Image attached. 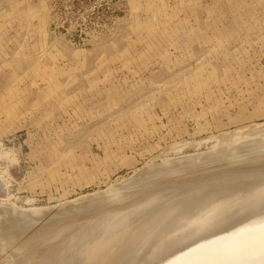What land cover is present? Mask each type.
<instances>
[{
  "label": "rangeland",
  "instance_id": "obj_1",
  "mask_svg": "<svg viewBox=\"0 0 264 264\" xmlns=\"http://www.w3.org/2000/svg\"><path fill=\"white\" fill-rule=\"evenodd\" d=\"M255 139L264 142V0H0V224L18 210L37 218L132 186L166 161L233 156ZM263 161L144 190L208 184ZM144 190L71 218L125 211ZM48 215L26 235L52 222ZM8 228L0 264L24 254L15 235L2 234Z\"/></svg>",
  "mask_w": 264,
  "mask_h": 264
},
{
  "label": "bare ground",
  "instance_id": "obj_2",
  "mask_svg": "<svg viewBox=\"0 0 264 264\" xmlns=\"http://www.w3.org/2000/svg\"><path fill=\"white\" fill-rule=\"evenodd\" d=\"M255 140H249L250 142L248 141V144L244 142L246 145H249L251 142V144L256 145L251 147L244 146L245 149L240 148L241 150L244 149L242 151L239 149L240 152L243 153H241V156H238L240 154H237L240 152H238L239 150L236 145L235 147L237 148H234L233 146L232 148L227 149L228 151L232 149L238 150H233L236 152V154H234L235 152L233 153V156L226 155L227 151L225 149L223 150L225 151V154L223 152L220 154L219 152L221 150L219 152L217 151L216 155L219 153L218 158L217 156L215 157L213 153H208L209 155L206 153V156H204L205 154L200 155L202 158L206 157L203 161H201L202 158L200 159L196 157L198 161L200 159V163L196 160L197 164L195 162V164L190 163L195 161L194 159L196 158H193L195 155L189 158H193L192 161H189L187 159L188 157H183V159L180 158L181 161L186 158L189 163L186 160L187 163L185 161L184 163L178 159H174L176 161L178 160L180 163L177 161V164L179 165H175L172 168H170L172 164L169 166V164L166 163L168 161H166L162 163L159 169L158 166H153L157 169L155 175L151 174L152 176L149 175L144 177L146 176V172L141 171L142 176L143 173L144 176L141 179L140 176H138L140 180L136 179V182H133L134 184L131 182V179L136 177L138 173L134 175V177H131L130 184H133L132 186L129 184V187L127 186L124 188L127 184L126 181L124 182L125 184L123 183L124 186L121 184L122 188L118 186L117 189H115V187L103 193H98V195L96 194L82 200L78 204H66L56 209L40 210L38 212L41 214L40 216L38 215L39 217L37 218H33L31 215L29 216V211L26 213H22L23 211L21 210L16 211V220H13V222L10 221L9 223L6 221L7 223H2L3 225L0 224V228H5L6 226L7 228L9 227L2 232V234L10 236L12 234L15 235L17 239L20 240L19 242L24 246V254L22 256L23 259L22 257L21 259L20 257H17L16 260H13L8 264H42L41 261L38 262V256L44 251L42 249L45 246L47 247V245H51L52 243H54V245L46 250L45 255L44 253L42 255L46 257V264H114L119 251L126 245L127 238L131 231L142 221V217L148 214L151 209L158 206L159 201L162 199L160 198V194H165L167 193V190L179 185H184L183 183H186L187 181L164 182L146 191L144 188L159 180L168 179L169 177L178 175L192 174L199 170L202 171L201 169L204 170L210 166L215 167V165L218 166V164L220 166L222 163L231 165L243 162L255 163L262 161L264 160V147H262V145L261 148L258 147L260 146L258 145V142L260 143L261 140H256V142ZM241 144H238V146L243 147ZM260 144L264 145V142ZM228 153L231 154V151ZM172 161H169V163H175V161ZM223 165L225 164H222L221 166ZM162 166L169 167L163 169L164 167ZM154 170L151 173H154ZM253 170H262V172H264V163H260L258 166L240 169V171L244 172ZM149 171H152V169H149ZM225 176L226 175L222 177ZM141 190L145 191L143 193V204L141 202L140 204H137V206L132 205L125 211H111L109 209L110 212L108 214L106 212H104L106 215L101 213L103 217L98 216V218H95L92 215L94 219L89 218L86 219V221L85 219L84 221L81 219L82 221L80 220L77 222L73 220L74 218H71L77 213H81L79 215H82L83 212L84 215L86 212L90 213L89 211L98 210L101 207L107 206V204L122 202ZM240 195L241 196L232 200L229 205L224 207L221 206V202L204 205L193 212H190L186 217L184 216L181 218L180 221H178L179 223L173 221L172 225L165 229L167 230V235L170 239L161 243L162 246L160 248L162 249L160 252L176 250L183 245H187L185 248L190 246L188 249L179 252L166 261L165 256L167 254H164L163 256L157 255L148 260L135 258V260L129 264H264V183L253 186L250 185L249 187L244 188ZM170 197L171 196H169V198ZM1 213L3 214L4 211ZM7 214L9 215L8 212ZM48 214L55 215L51 218L52 222L43 225L44 222L38 228H34L33 230L38 229V231L33 234L35 236L26 235L28 229H31L34 223ZM97 214H99V212ZM3 215L5 216L6 213ZM8 215H6L7 218L5 217V220L8 219ZM238 218H246V221L213 235L209 234L231 224L233 220ZM47 221L48 220H46V222ZM202 234H209L210 236L208 235V237L205 236V238L193 241V239ZM26 240L28 241L25 242Z\"/></svg>",
  "mask_w": 264,
  "mask_h": 264
},
{
  "label": "water",
  "instance_id": "obj_3",
  "mask_svg": "<svg viewBox=\"0 0 264 264\" xmlns=\"http://www.w3.org/2000/svg\"><path fill=\"white\" fill-rule=\"evenodd\" d=\"M261 183H264V172L262 170L245 172H238L237 170L220 181L200 185H189L186 182L183 183L184 185H179L180 188L176 191L177 193L172 194L171 198L160 200L157 207H154L142 217V221L129 234L127 243L119 251L114 264H129L135 258L148 260L164 254H167L165 261L172 258L190 247L185 248L187 245H183L176 250L167 252H160L157 249L161 242L170 239L165 229L171 226L173 221L178 222L190 212L214 202H221L222 207L227 206L232 200L241 196L240 193L244 188ZM143 202L144 200L142 204ZM244 221H246V218H238L233 220L231 224L226 225L227 227L224 226L209 234L213 235L227 230ZM209 234L199 235L193 241L205 238V236L208 237Z\"/></svg>",
  "mask_w": 264,
  "mask_h": 264
}]
</instances>
